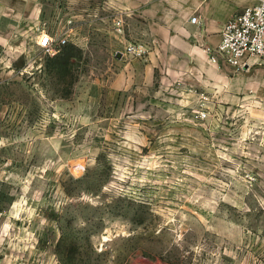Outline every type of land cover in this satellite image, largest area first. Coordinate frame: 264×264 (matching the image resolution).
<instances>
[{
	"label": "rangeland",
	"instance_id": "rangeland-1",
	"mask_svg": "<svg viewBox=\"0 0 264 264\" xmlns=\"http://www.w3.org/2000/svg\"><path fill=\"white\" fill-rule=\"evenodd\" d=\"M101 2L30 0L0 41V264H264V62L148 88Z\"/></svg>",
	"mask_w": 264,
	"mask_h": 264
},
{
	"label": "crops",
	"instance_id": "crops-1",
	"mask_svg": "<svg viewBox=\"0 0 264 264\" xmlns=\"http://www.w3.org/2000/svg\"><path fill=\"white\" fill-rule=\"evenodd\" d=\"M29 1L0 0V41L14 36L18 26L23 27L21 20ZM255 1L102 0L101 3L111 8L114 14L124 17L128 42L146 50L144 57L133 59L134 73L148 74V88L159 73L163 82L174 84L179 92L181 83L193 76L199 79L205 76L204 82L213 87L218 79L229 83L235 79L242 87H250L254 69H258L257 74L262 76L264 83L263 67L251 69L252 65L245 71L236 72L229 65L211 62L207 52V48L219 44L225 22ZM34 2L32 0V7ZM193 17L197 20L194 21ZM169 86L173 85L166 87ZM157 90L158 87L154 88L155 92ZM257 103L264 107V102Z\"/></svg>",
	"mask_w": 264,
	"mask_h": 264
},
{
	"label": "built area",
	"instance_id": "built-area-1",
	"mask_svg": "<svg viewBox=\"0 0 264 264\" xmlns=\"http://www.w3.org/2000/svg\"><path fill=\"white\" fill-rule=\"evenodd\" d=\"M194 21L196 17L192 18ZM123 16L117 17V25L121 30ZM69 31L63 35L44 32L40 35L38 45L44 50L55 52L68 42ZM140 45L129 43L123 54L141 57L145 53ZM211 62L229 65L236 70H246L253 65L255 58L264 62V0H256L242 11L235 13L224 24L221 40L216 47L207 48ZM205 116V113L202 112Z\"/></svg>",
	"mask_w": 264,
	"mask_h": 264
},
{
	"label": "trees",
	"instance_id": "trees-1",
	"mask_svg": "<svg viewBox=\"0 0 264 264\" xmlns=\"http://www.w3.org/2000/svg\"><path fill=\"white\" fill-rule=\"evenodd\" d=\"M69 55V54H68ZM70 56V55H69Z\"/></svg>",
	"mask_w": 264,
	"mask_h": 264
}]
</instances>
